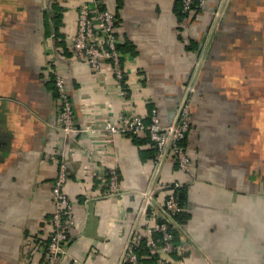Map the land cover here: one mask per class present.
<instances>
[{"label":"crops","instance_id":"obj_1","mask_svg":"<svg viewBox=\"0 0 264 264\" xmlns=\"http://www.w3.org/2000/svg\"><path fill=\"white\" fill-rule=\"evenodd\" d=\"M87 1L0 0V264H47L61 159L72 218L53 264H124L129 234L143 236L147 224L140 193L159 205L174 182L176 235L188 247L174 264H264V0H206L183 18L180 0H92L117 17L122 98L108 65L94 73L72 53ZM52 58L74 112L67 137L55 126ZM183 104L188 172L167 155L156 160L146 134L103 132L122 114L147 121L153 109L167 125ZM91 125L96 133L84 131ZM108 169L123 196H108Z\"/></svg>","mask_w":264,"mask_h":264},{"label":"built area","instance_id":"obj_2","mask_svg":"<svg viewBox=\"0 0 264 264\" xmlns=\"http://www.w3.org/2000/svg\"><path fill=\"white\" fill-rule=\"evenodd\" d=\"M181 0L182 12L190 13L203 7L206 0ZM117 17L106 9H99L94 1L82 2L77 10L76 32L71 38V49L74 57L84 62L94 72H99L104 65H108L114 76V86L118 97L124 92L125 70L123 59L125 54L119 50L120 41L115 34ZM57 60L49 59V66L53 78L59 109L55 119V126L62 132L63 137L76 132L73 107L67 85L60 77L57 69ZM190 126V110L183 105L175 121L163 125L156 109L151 110L148 120L136 114H122L117 124L106 122L103 132L107 138L117 136L138 137L146 134L149 142L156 149V160L162 156H169L181 172H188L190 157L184 146ZM84 131L96 133L93 125L86 126ZM54 159V158H52ZM56 160V159H54ZM59 172L51 188L54 212L51 218L52 235L47 245V264H53L56 257L66 254L68 228L71 226L72 204L64 193L67 181V171L64 160H59ZM179 182H174L167 192L162 204H156L150 193L141 192L142 207L138 220L145 221L146 227L143 236L135 227L129 234L123 251L124 264H174V256L185 257L188 247L175 234L180 229L175 216L183 208L178 202L176 191ZM107 194L110 197L123 196L124 189L119 181L116 170L108 169ZM147 210L149 216L147 215ZM144 239L147 254L140 256L136 249L141 239ZM152 260L144 262L142 260ZM78 264V263H77Z\"/></svg>","mask_w":264,"mask_h":264},{"label":"trees","instance_id":"obj_3","mask_svg":"<svg viewBox=\"0 0 264 264\" xmlns=\"http://www.w3.org/2000/svg\"><path fill=\"white\" fill-rule=\"evenodd\" d=\"M197 3V1L196 0H194V5ZM103 9V8H102ZM178 15L181 17V18H183L184 16H186L187 15V13H183L182 12V2H181V0L179 1V13H178ZM122 48V47H121ZM120 48V49H121ZM149 141V140H148ZM172 187V186H171ZM181 188H179V189H177V190H175L176 191V196H177V199H178V202L180 203V205L182 206V208H183V203H182V200H181V198H179V196H178V190H180ZM181 213H178V214H176V216H175V219H176V222H177V225H178V227L179 228H181L180 226H181V221H180V217H181ZM176 232L177 231H175V234H176ZM144 239L142 238L141 240H140V242H139V245H138V248L136 249V251L138 252V254L140 255V256H145L146 254H147V249L145 248V244H144V241H143ZM142 261H144V262H152V260H148V259H145V260H142Z\"/></svg>","mask_w":264,"mask_h":264},{"label":"water","instance_id":"obj_4","mask_svg":"<svg viewBox=\"0 0 264 264\" xmlns=\"http://www.w3.org/2000/svg\"><path fill=\"white\" fill-rule=\"evenodd\" d=\"M184 105V104H183Z\"/></svg>","mask_w":264,"mask_h":264}]
</instances>
